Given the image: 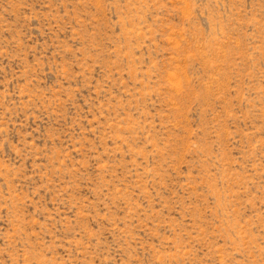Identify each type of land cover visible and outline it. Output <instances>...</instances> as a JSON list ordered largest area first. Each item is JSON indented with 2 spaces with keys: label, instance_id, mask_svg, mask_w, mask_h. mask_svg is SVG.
<instances>
[{
  "label": "rangeland",
  "instance_id": "obj_1",
  "mask_svg": "<svg viewBox=\"0 0 264 264\" xmlns=\"http://www.w3.org/2000/svg\"><path fill=\"white\" fill-rule=\"evenodd\" d=\"M0 264H264V0H0Z\"/></svg>",
  "mask_w": 264,
  "mask_h": 264
}]
</instances>
